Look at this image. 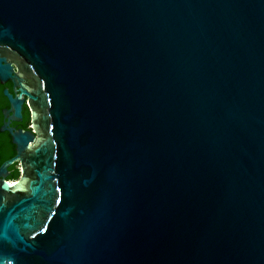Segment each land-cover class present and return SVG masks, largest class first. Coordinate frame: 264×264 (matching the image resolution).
I'll list each match as a JSON object with an SVG mask.
<instances>
[{
  "label": "water",
  "instance_id": "water-1",
  "mask_svg": "<svg viewBox=\"0 0 264 264\" xmlns=\"http://www.w3.org/2000/svg\"><path fill=\"white\" fill-rule=\"evenodd\" d=\"M0 46V264H264V0H0Z\"/></svg>",
  "mask_w": 264,
  "mask_h": 264
},
{
  "label": "flooded vegetation",
  "instance_id": "flooded-vegetation-1",
  "mask_svg": "<svg viewBox=\"0 0 264 264\" xmlns=\"http://www.w3.org/2000/svg\"><path fill=\"white\" fill-rule=\"evenodd\" d=\"M0 56L5 58L1 63L8 62L11 67V74L17 75L16 80L8 77L3 79L0 75V152L10 150L11 145L14 144L12 141L11 133L8 129H2L3 125L6 123V110L11 107V99L9 94L13 96H18L22 94V116L20 119H13L8 124V127H14V129H24L30 130L36 133L38 136L35 121H34V111L41 113L40 107L28 94L22 91V88L34 93L38 87V82L34 74L26 67L25 60L18 54L12 52L8 48L0 46ZM3 149V150H2ZM14 150L16 153V145L14 144ZM15 153L12 155L14 156ZM11 156V157H12ZM1 158V155H0ZM10 158V157H8ZM5 158L3 161H5ZM2 161V162H3ZM20 168L21 163L16 161L10 167V173L12 170Z\"/></svg>",
  "mask_w": 264,
  "mask_h": 264
},
{
  "label": "trees",
  "instance_id": "trees-1",
  "mask_svg": "<svg viewBox=\"0 0 264 264\" xmlns=\"http://www.w3.org/2000/svg\"><path fill=\"white\" fill-rule=\"evenodd\" d=\"M14 153H15L14 144L11 145L10 150L0 152V155H1L0 164L2 163V161L5 158L11 157ZM19 172L20 171H19L18 168L12 170V172L8 176V179H16V178H18L20 176V173Z\"/></svg>",
  "mask_w": 264,
  "mask_h": 264
},
{
  "label": "rangeland",
  "instance_id": "rangeland-1",
  "mask_svg": "<svg viewBox=\"0 0 264 264\" xmlns=\"http://www.w3.org/2000/svg\"><path fill=\"white\" fill-rule=\"evenodd\" d=\"M19 171H20L19 173H21V169L20 168H19Z\"/></svg>",
  "mask_w": 264,
  "mask_h": 264
}]
</instances>
